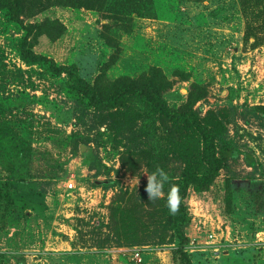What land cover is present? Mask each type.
I'll return each mask as SVG.
<instances>
[{"label": "rangeland", "instance_id": "374dc122", "mask_svg": "<svg viewBox=\"0 0 264 264\" xmlns=\"http://www.w3.org/2000/svg\"><path fill=\"white\" fill-rule=\"evenodd\" d=\"M22 2L19 19L0 9V264H264V0ZM26 36L48 61L21 56ZM52 61L104 98L160 86L219 128V174L183 199L186 242L145 174L174 184L200 159L194 132L130 94L101 108Z\"/></svg>", "mask_w": 264, "mask_h": 264}, {"label": "trees", "instance_id": "16d2710c", "mask_svg": "<svg viewBox=\"0 0 264 264\" xmlns=\"http://www.w3.org/2000/svg\"><path fill=\"white\" fill-rule=\"evenodd\" d=\"M56 1L62 5L96 8L98 3L102 0ZM3 8L9 10L11 15H13L16 19H19V15L21 11L25 9V6L22 0H0V9ZM38 27H41V25L37 26L31 24L27 26V35L32 33L37 34L38 31L36 32V28ZM20 52L21 56L29 62L49 60L45 56L38 54L33 49L32 42L29 41L28 36L23 38L20 46ZM50 68L53 71H66L69 75V85H71L79 93L87 95L92 103H96L98 106L100 105L101 108H103L105 104L116 106L122 102L125 94H130L136 99L144 100L153 109L164 112V114L170 119L183 123L186 128H189L194 132L195 136H193V138L191 137L192 140L190 139V141L195 144V147H193L192 150L193 152H199L200 159L196 161H189L182 175L174 182V184H177L180 187L182 203L178 214L172 215L171 219V222L176 228L181 241L186 242L188 237L186 235L185 228L189 225L191 217L187 213L183 199L187 194V190L191 186L199 191L206 190L219 174V170L222 165V157H219L216 152V135L220 131L219 128L211 127L209 122H204L199 118V115L196 114L193 109H176L169 106L166 99L161 94V90L163 88H160V86H148L142 84L140 80H132L129 84L125 85L124 88H121L110 96L104 98L101 97V94L98 93V90L93 87L92 84L85 82V80L80 77L77 65L57 66V64L52 61L50 63ZM3 133L4 131L0 134L1 137H3ZM184 152L185 155L186 153L191 155L188 150H185ZM187 259L188 258H185V260Z\"/></svg>", "mask_w": 264, "mask_h": 264}, {"label": "clouds", "instance_id": "9594fccd", "mask_svg": "<svg viewBox=\"0 0 264 264\" xmlns=\"http://www.w3.org/2000/svg\"><path fill=\"white\" fill-rule=\"evenodd\" d=\"M147 183L145 192L149 201L155 202L159 199H165V206L168 209L169 215H176L180 210L182 203V196L180 194V187L177 184H170V177L168 173L162 167H155L153 171L145 174ZM132 177L127 179L128 183H131ZM165 184H170V187L165 194Z\"/></svg>", "mask_w": 264, "mask_h": 264}, {"label": "built area", "instance_id": "2783aa9c", "mask_svg": "<svg viewBox=\"0 0 264 264\" xmlns=\"http://www.w3.org/2000/svg\"><path fill=\"white\" fill-rule=\"evenodd\" d=\"M69 185H70V187H73V186H74V183H73V182H71Z\"/></svg>", "mask_w": 264, "mask_h": 264}]
</instances>
